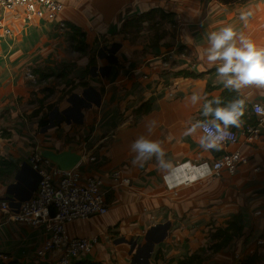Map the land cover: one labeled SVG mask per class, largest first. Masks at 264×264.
Instances as JSON below:
<instances>
[{"label":"crops","instance_id":"1","mask_svg":"<svg viewBox=\"0 0 264 264\" xmlns=\"http://www.w3.org/2000/svg\"><path fill=\"white\" fill-rule=\"evenodd\" d=\"M57 1L64 8L56 20H28L18 11L5 14L0 27V154L18 167L0 178V205L33 195L37 175L24 166L34 152L76 153L83 179L102 178L108 205L105 215L65 226L69 237L96 239L77 262L169 264L206 253L205 264H236V254H257L264 264V126L253 138L243 122L233 128L238 143L220 152L203 150L199 130L188 131L212 119L203 115L207 98L231 90L217 72L223 62L207 61L210 34L231 26L264 47V0ZM157 8L173 13L174 25L160 16L141 17ZM245 12L251 15L241 20ZM71 25L85 32V52L71 49ZM48 73L62 85L52 101L55 120L48 113L51 125L39 128L48 110L33 115L39 107L30 100L34 84ZM193 93L201 97L196 104ZM237 93L248 105L250 124H257L252 106H264V89ZM1 127L9 134L3 136ZM140 137L163 143L169 168L155 158L134 163L132 145ZM233 150L247 158L234 174L192 170ZM178 169L186 178L173 177ZM238 213L244 216V235L218 254L207 252L209 224L222 226ZM48 241L45 225L12 221L0 208V260L56 264L59 251L39 254Z\"/></svg>","mask_w":264,"mask_h":264},{"label":"built area","instance_id":"2","mask_svg":"<svg viewBox=\"0 0 264 264\" xmlns=\"http://www.w3.org/2000/svg\"><path fill=\"white\" fill-rule=\"evenodd\" d=\"M63 4L57 0H0V27L4 26L5 14L22 11L25 19L43 18L56 20L63 11ZM264 106L254 103L252 110L258 118L257 124L247 125L245 134L260 137V126H264V116H258L254 106ZM232 134L224 142L225 146H234L238 143V135ZM29 166L38 175L39 181L36 190L29 200H3L0 208L8 219L31 224L32 226L45 225L49 241L39 252L59 251L56 264H74L79 255L89 251L96 239L85 237H69L65 226L68 223L88 220L95 216H102L108 212L105 194L101 191L103 180L100 177L90 176L86 179L78 168L68 171L50 163L36 151L29 158ZM247 163V158L239 150L227 151L220 155L212 164L203 163L193 166L192 170L199 171L204 176H219L223 170L234 174L238 167ZM116 175V174H114ZM117 176V175H116ZM124 182H129L124 179ZM236 264H241L243 256H234Z\"/></svg>","mask_w":264,"mask_h":264},{"label":"clouds","instance_id":"3","mask_svg":"<svg viewBox=\"0 0 264 264\" xmlns=\"http://www.w3.org/2000/svg\"><path fill=\"white\" fill-rule=\"evenodd\" d=\"M250 12L241 14V20H247ZM237 39L239 46L237 45ZM210 47L207 50V61H222L217 72L224 78V86L237 92L255 86L264 89V47L238 34L231 26L224 27L220 32H212L209 36ZM201 97L193 93L191 101L196 104ZM221 103L219 98L208 100L203 106V115L211 116L209 121H198L189 129V134L199 130L198 143L205 151L220 152L224 142L231 137L230 127L239 128L245 115V100L237 99L226 107H213ZM258 116H264V108L254 106ZM132 149L137 155L134 163H146L155 158L157 164L164 169L169 168L171 161L167 159L166 149L159 140L140 137L135 140Z\"/></svg>","mask_w":264,"mask_h":264},{"label":"trees","instance_id":"4","mask_svg":"<svg viewBox=\"0 0 264 264\" xmlns=\"http://www.w3.org/2000/svg\"><path fill=\"white\" fill-rule=\"evenodd\" d=\"M221 3H229L230 0H218ZM249 0H240L241 3ZM154 16H160L161 18H165L167 20V24L174 25V14L173 13H164L161 9L157 8L151 10L150 12L142 15V18H153ZM72 35L70 38V46L71 49L78 50L79 52H85L87 49V45L85 43V32H83L80 28L71 25ZM180 76L184 77H195L196 74L189 71H179L177 73ZM45 76H54L52 73L46 74ZM221 103L219 105L213 104V107H226L234 100L241 99L237 92L234 90H227L223 96L219 97ZM208 100H214V98H207ZM206 101V102H207ZM245 115L241 118L244 122L245 127L247 125H254L250 123V119L247 118L246 112L248 105L246 104ZM36 113V111H35ZM45 120V121H44ZM43 122V123H42ZM42 127L49 124L48 119H43ZM235 127H230L229 129L234 130ZM18 167L15 162L7 157H4L0 154V178L11 176L17 171ZM245 230V220L244 216L241 213L234 215L230 220H228L224 225L217 226L212 222L209 224V234L212 240L211 245L208 246L207 252L211 254H218L222 252L233 240L244 235ZM208 259L206 253H193L186 257L179 259H171L169 264H205ZM259 257L257 254H252L249 256L243 257V261L241 264H258ZM0 264H22L19 261L11 260V261H3L0 260ZM74 264H103L101 262L95 261H79Z\"/></svg>","mask_w":264,"mask_h":264},{"label":"rangeland","instance_id":"5","mask_svg":"<svg viewBox=\"0 0 264 264\" xmlns=\"http://www.w3.org/2000/svg\"><path fill=\"white\" fill-rule=\"evenodd\" d=\"M230 1H232V0H230ZM236 1H240V0H236ZM75 52H79V51L75 50ZM43 76H44V80L39 79L41 81L39 82V80H38L37 83L34 84L36 86V88H34V93H32L33 95H31L30 102L35 107H39V108L34 110L33 115L40 114L41 112H43L42 110H48V112L46 113V116H45L46 119H48L47 117H49L48 113L49 114L51 113L52 120H55V118H54V117H56V112L54 111L55 103L52 101H53V98H55V97L57 98V96L55 95V91H57L58 87L62 85V82H61V79L58 80L54 76H45V74H43ZM35 111H36V113H35ZM40 121L41 120H39V128L42 127L41 125L43 123L42 122L43 120L41 121L42 123ZM50 121H51V119H50ZM50 121H49V124H47L46 126H43V127L49 128V126L51 125ZM53 122L54 121H52V123ZM1 129H2V135L3 136H6L7 134H9V132L7 131V128L1 127Z\"/></svg>","mask_w":264,"mask_h":264},{"label":"water","instance_id":"6","mask_svg":"<svg viewBox=\"0 0 264 264\" xmlns=\"http://www.w3.org/2000/svg\"><path fill=\"white\" fill-rule=\"evenodd\" d=\"M114 51H115L114 49L109 50V52H114ZM39 153L42 155L43 158L47 159L50 163L60 167L62 170L65 171L76 168L80 161V155H77L76 153L64 152L60 154H55L52 152L43 151L41 149H39ZM28 166L29 165L25 164L24 167H28ZM38 181H39V177L37 175V183L36 186L33 188V192L37 188ZM30 198L31 195L26 196L25 194H22L21 197L18 198V200L23 202L29 200Z\"/></svg>","mask_w":264,"mask_h":264},{"label":"bare ground","instance_id":"7","mask_svg":"<svg viewBox=\"0 0 264 264\" xmlns=\"http://www.w3.org/2000/svg\"><path fill=\"white\" fill-rule=\"evenodd\" d=\"M183 172H184V171H183ZM183 172H180V169H178L177 171H174L172 174H173V177H174V178H177V180H178V179H180L181 175H182L184 178H186ZM187 175H188V174H187ZM195 175H196V174H195ZM192 177H193V174L188 175V176H187V179H192Z\"/></svg>","mask_w":264,"mask_h":264}]
</instances>
